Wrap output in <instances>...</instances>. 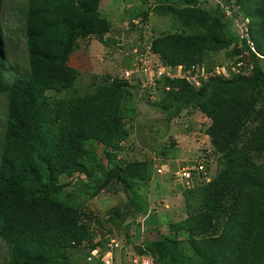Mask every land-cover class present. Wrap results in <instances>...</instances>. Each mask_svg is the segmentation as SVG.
<instances>
[{
    "label": "trees",
    "instance_id": "obj_1",
    "mask_svg": "<svg viewBox=\"0 0 264 264\" xmlns=\"http://www.w3.org/2000/svg\"><path fill=\"white\" fill-rule=\"evenodd\" d=\"M102 1L26 0L24 73L5 54L17 32L6 35L0 20V241L8 249L6 264H72L69 249L81 245L86 256L97 248L93 263L102 264L110 242L103 247L94 240L93 215L64 194L68 182H78L89 198L122 187L146 214L136 188L149 181L150 161L117 159L138 103L171 120L189 110L201 113L218 171L209 178L207 156L199 158L203 171L184 193L187 217L170 225L167 236L152 229L133 255H149L155 264H264V0H155L137 15L175 21L171 32L152 25L153 69L182 65L213 72L225 66L228 78L203 79L199 87L163 78L152 89L131 86L141 80L137 73L96 75L89 90L78 89L71 55L91 36L104 46L115 42L104 40L113 27L100 13ZM238 17L243 34L236 32ZM239 62L244 66L233 72Z\"/></svg>",
    "mask_w": 264,
    "mask_h": 264
},
{
    "label": "rangeland",
    "instance_id": "obj_2",
    "mask_svg": "<svg viewBox=\"0 0 264 264\" xmlns=\"http://www.w3.org/2000/svg\"><path fill=\"white\" fill-rule=\"evenodd\" d=\"M154 3L155 0H103L101 2L100 13L114 28L109 37L123 40L124 44L122 45L127 46L124 49L125 52H129L132 45L138 41L139 32L137 30L124 31L123 23L136 18L139 12L147 10ZM26 6V0H3L0 12L4 33L8 35L11 31L17 32L15 40L8 48L6 47L5 54L8 62L18 68V72L21 73L26 72L28 64L22 17ZM148 21L151 22L150 26L152 24L153 29L159 33L171 32L175 24L174 19L170 16L154 13ZM238 21H240L239 17L237 21L234 20L235 23ZM241 28L243 29V25L239 24L236 32L239 34L245 32L244 29L241 31ZM88 42L81 43L69 60V65L80 72L77 88L89 90L93 77L96 75L123 77L121 71L126 68L124 64L128 63L126 59L128 56L118 48L116 41L107 46H103L96 40ZM4 103V99L0 97V142L3 123H5ZM133 105V103L128 104V108ZM184 113L188 116L180 118L179 124V122L171 120L174 117L168 119L167 114L162 110L147 103H138L133 120L130 122L129 139L123 146V152L117 155V159H121L123 162L126 159L128 161L148 160L151 163L152 174L149 181L136 188V193L141 197V201L147 205L146 214L143 215L139 208L132 204V194L116 185H111L108 190L94 198L87 197L78 182H68L69 185L67 184V187L64 188V194H71L75 205L77 204L93 215L91 228L95 233V241L101 242L103 247H106L111 241L113 244L122 245L116 256L118 264L125 263L129 255L136 254L141 240L145 241L148 235L152 236L154 233L152 229H156L158 234L167 236L170 233V225L187 217L184 193L192 191L194 186L190 188L174 185L169 179V173L172 170L183 167L185 165L183 163L206 155L211 171L208 177L214 176L218 171L217 159L211 153L207 136L203 133L208 119L199 112L189 110L188 113ZM129 115L132 116V113ZM101 151V148H97L98 155H101ZM155 168H162L163 174H157ZM60 182L67 183L62 177ZM95 218L98 219L99 226ZM186 249L184 252L188 255ZM68 253L72 264H86V253L83 248L69 249ZM7 257L8 249L0 241V264H6Z\"/></svg>",
    "mask_w": 264,
    "mask_h": 264
},
{
    "label": "built area",
    "instance_id": "obj_3",
    "mask_svg": "<svg viewBox=\"0 0 264 264\" xmlns=\"http://www.w3.org/2000/svg\"><path fill=\"white\" fill-rule=\"evenodd\" d=\"M225 3H223L222 8L224 7ZM131 24L135 29H137L141 34L142 37L145 38L144 43H139V45H145V51L141 52L138 47L133 49V53L136 54L135 57V72H138L141 75V86L142 88H152L155 89L156 81L160 79H182L185 82L195 86H200L201 80H206L213 76H220L222 78H228L229 73L225 66L217 67L213 72H207L204 67L200 66H192L190 69H185L184 66L178 65L174 69H169L165 66H158L156 69H153L149 63V54H150V44L149 39L151 37V29H150V22L148 19L142 20L141 17L131 20ZM122 28L125 30L130 29V25L125 23L122 25ZM108 38V37H107ZM105 38V40L107 39ZM236 67H231L233 72L237 71V68L243 67L244 63L239 62L236 64ZM125 76H129V72L125 73ZM150 95L152 92L150 91ZM152 97V96H151ZM192 168H196L198 170L203 169L201 165L198 167H182L178 171L174 173L175 179L179 182L189 180L191 178V170ZM158 172H161L158 170ZM111 247V252L105 254L101 261L104 264H112V251L120 246L119 244H113L112 241L109 244ZM98 250H93L90 252V258L88 261H91L92 258H97ZM132 264H154L153 260L149 256H141L135 257L132 259Z\"/></svg>",
    "mask_w": 264,
    "mask_h": 264
},
{
    "label": "clouds",
    "instance_id": "obj_4",
    "mask_svg": "<svg viewBox=\"0 0 264 264\" xmlns=\"http://www.w3.org/2000/svg\"><path fill=\"white\" fill-rule=\"evenodd\" d=\"M136 18H138V17H136ZM136 18H134V19H136ZM149 18H150V16L148 17V20H149ZM131 20H133V19H131ZM131 20H129V21H127V22H124L123 24H125V23H127V24H129V23H131ZM151 23V22H150ZM239 24L241 25V23L240 22H238V23H235V25H236V27L237 26H239ZM130 25V24H129ZM132 25V24H131ZM130 25V29L129 30H125L124 28H122L124 31H131V30H137V29H135L133 26H131ZM151 29H152V24H151ZM112 30H114V28L112 29ZM241 31H243V29L241 28L240 29ZM138 31V30H137ZM111 32H113V31H111ZM110 32V33H111ZM139 32V31H138ZM109 33V34H110ZM244 33V32H243ZM242 33V34H243ZM109 34L106 36V37H108L106 40L107 41H109V39H110V37H109ZM139 34H140V32H139ZM111 39H113V40H115L116 41V45L118 46V48L120 49V50H123V52H125L124 51V49L127 47V46H125V45H122V44H124L123 43V40H121V39H114V38H111ZM89 40L90 41H92V40H95L94 38H93V36H91V37H89ZM104 40H105V37H104ZM97 41V40H96ZM87 42V41H86ZM98 42V41H97ZM109 43H111V42H109ZM108 43V44H109ZM115 43V42H114ZM139 43H144V41L143 42H141V40H140V37L138 38V41L137 42H135L132 46V49L129 51V52H125L126 54H127V60H128V62H129V67L127 68H125L123 71H121V74H123V78H128L129 76H130V74H133V73H137V74H139L138 72H135L134 71V69H135V66H134V63H135V57H136V54H134L133 53V49L135 48V47H138L139 49H140V47H141V45H139ZM101 44V43H100ZM107 44V45H108ZM106 45V46H107ZM104 46V45H103ZM253 50V49H252ZM260 56V55H259ZM129 72V76H125V73H128ZM140 75V74H139ZM141 76V75H140ZM140 81L141 80H138V81H135V82H133L132 84H131V86H137V87H141L142 88V86H141V83H140ZM138 97V96H137ZM139 98V97H138ZM152 100H154V97L151 99V101ZM176 122H179V124H180V122H181V120H179V119H177V120H175ZM183 164H185L183 167H198L199 165H200V163H199V159H196V160H192L191 162H186V163H183ZM180 168H182V167H178V168H176L175 170H172V172H170L169 174H170V177H169V179H170V181L174 184V185H176V186H181V187H190V188H193V186H195V184L193 183V181H194V179L195 180H198L199 179V177H200V173L203 171V169H201V170H198V169H196V168H192V170H191V178L189 179V180H185V181H181V182H179V181H177L176 179H175V176H174V173L176 172V171H178ZM158 170H160L161 172H158ZM168 171V170H167ZM155 172L157 173V174H163V172H162V168H155ZM189 188V189H190ZM85 244V243H84ZM81 248H83V245H81L80 246ZM84 249V248H83ZM97 248H95V249H90V250H88V255L86 256V264H94L93 263V261L94 260H96L97 258H98V256H97V258H92V260L91 261H88V258H90V252L91 251H93V250H96ZM98 250V249H97ZM108 252H111V250L110 251H108ZM98 255H99V253H98ZM115 255V256H114ZM116 256H117V251H112V264H118L117 263V259H116ZM149 256V255H148ZM135 257H141V256H138V255H129L128 257H127V260L125 261V263H122V264H132V259H134ZM149 257H151V256H149ZM152 258V260H153V262H154V258L153 257H151ZM101 260V259H100ZM101 263L102 264H104V262L103 261H101ZM154 264H155V262H154Z\"/></svg>",
    "mask_w": 264,
    "mask_h": 264
},
{
    "label": "crops",
    "instance_id": "obj_5",
    "mask_svg": "<svg viewBox=\"0 0 264 264\" xmlns=\"http://www.w3.org/2000/svg\"><path fill=\"white\" fill-rule=\"evenodd\" d=\"M127 64L129 65V62L127 63V62H125V64L124 65H126V67H127Z\"/></svg>",
    "mask_w": 264,
    "mask_h": 264
}]
</instances>
